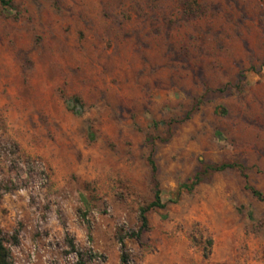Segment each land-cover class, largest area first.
Listing matches in <instances>:
<instances>
[{
    "label": "rangeland",
    "instance_id": "rangeland-1",
    "mask_svg": "<svg viewBox=\"0 0 264 264\" xmlns=\"http://www.w3.org/2000/svg\"><path fill=\"white\" fill-rule=\"evenodd\" d=\"M11 5L0 230L13 264H74L69 241L84 264H119L118 231L131 264H264V0ZM156 188L165 208L130 238Z\"/></svg>",
    "mask_w": 264,
    "mask_h": 264
},
{
    "label": "trees",
    "instance_id": "trees-1",
    "mask_svg": "<svg viewBox=\"0 0 264 264\" xmlns=\"http://www.w3.org/2000/svg\"><path fill=\"white\" fill-rule=\"evenodd\" d=\"M12 0H0V5L6 9L11 8ZM75 113H80L78 109L74 110ZM152 166V162H150ZM153 167V166H152ZM236 167L233 164H224L220 166H206L204 167L202 173H199L193 177L190 183L182 184L180 188L178 189V194H180L181 190H186L187 192H191L193 188L198 185L202 181V178L208 175L210 172L214 171H223L228 168ZM252 194L258 198L262 199V195L256 191L251 189ZM94 199H97L94 195H90L88 198L85 196H81L80 201L83 206V211L80 212L81 218L86 221L88 224V214L90 212L91 208V201H94ZM165 203H163L160 195V191L156 188L153 193V200L148 203L145 206H141L138 208V222L139 227L136 232H131L130 235H128L130 238L138 239L142 233L147 231L148 229V220H147V213L154 210V209H164ZM117 242L120 245V257H119V264H131L130 255L127 250V247L125 245V236L121 234L120 231L117 232ZM13 242L16 244L17 239L16 236L12 237ZM69 248L70 252L73 253L76 256V262L74 264H84V258L83 254L75 250V246L72 241H69ZM0 264H13L11 260V253L10 250L5 246V238L2 234V231L0 230Z\"/></svg>",
    "mask_w": 264,
    "mask_h": 264
},
{
    "label": "built area",
    "instance_id": "built-area-1",
    "mask_svg": "<svg viewBox=\"0 0 264 264\" xmlns=\"http://www.w3.org/2000/svg\"><path fill=\"white\" fill-rule=\"evenodd\" d=\"M34 260V257H31V261H33Z\"/></svg>",
    "mask_w": 264,
    "mask_h": 264
}]
</instances>
